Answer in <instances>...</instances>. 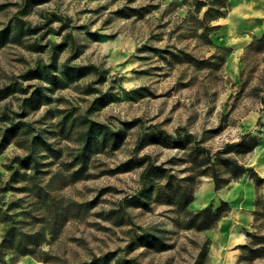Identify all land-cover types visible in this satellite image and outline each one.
Wrapping results in <instances>:
<instances>
[{"label":"rangeland","instance_id":"rangeland-1","mask_svg":"<svg viewBox=\"0 0 264 264\" xmlns=\"http://www.w3.org/2000/svg\"><path fill=\"white\" fill-rule=\"evenodd\" d=\"M226 4L0 0V243L13 224L34 250L3 247L6 264H92L106 254V264H228L214 233L231 212L219 190L244 174L257 188L254 220L233 261L264 264V181L234 177L216 158L237 143L222 157L264 178V43H220L222 16L205 11ZM89 64L97 71L67 69ZM91 122L97 145L80 157ZM161 131L170 136L157 139ZM16 155L30 164L9 168ZM147 162L160 169L142 180ZM212 163L229 179L218 190L202 172ZM176 186L188 204L176 202ZM220 205L214 226L190 225L192 213Z\"/></svg>","mask_w":264,"mask_h":264},{"label":"crops","instance_id":"crops-1","mask_svg":"<svg viewBox=\"0 0 264 264\" xmlns=\"http://www.w3.org/2000/svg\"><path fill=\"white\" fill-rule=\"evenodd\" d=\"M224 16L217 20L220 43L244 49L256 37L264 33V0H228ZM210 188L212 189L211 183ZM254 182L247 174L231 188L219 190L220 197L228 200L231 212L224 216L214 233L219 243L220 255L228 264H234L238 251L233 245L241 242L243 226H250L254 220L253 208L256 201ZM214 191V189H212ZM0 264H4L0 261Z\"/></svg>","mask_w":264,"mask_h":264},{"label":"trees","instance_id":"trees-1","mask_svg":"<svg viewBox=\"0 0 264 264\" xmlns=\"http://www.w3.org/2000/svg\"><path fill=\"white\" fill-rule=\"evenodd\" d=\"M221 1H228V0H212L213 3H218ZM202 2H198V4H200ZM224 8L227 11L228 8V4L223 5ZM215 12L212 14V16L217 17V16H223L226 13V11H222L219 8H214L213 6H210L205 12V14H210L212 12ZM255 41L257 43H264V33H262V35L260 37H256ZM68 72L71 73L72 75H81L80 71L81 69H90V70H94L97 71V66H95L94 64H89L86 66H71V67H67ZM74 73V74H73ZM94 122H91L87 128L85 129V131L83 132V137L85 139V145L84 148H82L81 152H80V157L83 155V153H85V151H88L89 149H92V145H97L94 142L96 141V135L94 134L96 132V127H95ZM98 127H100V125H98ZM8 129L11 131L12 135L16 134V130L18 129V125L16 126V124L13 122L10 124V126L8 127ZM106 134V131H104L103 135ZM164 135L170 136V134H167L166 131H161V133L156 136L158 137L157 139H160L161 141L164 140L166 137ZM106 139V138H105ZM108 140V139H107ZM237 143H233V144H227L225 147H223L221 150H218L216 152V158H222L223 162L225 163L226 166H228L231 170V173L233 174L234 177H238L241 176L242 174H244L247 171H252L254 179L256 181V183H259L260 181H264V178L259 176L257 174V172H255V170H253L251 167L245 166L244 164H241L237 161V159L233 158V157H222V153H225L228 150V147H234L236 146ZM2 147V146H0ZM1 149V148H0ZM202 149V147H201ZM29 157L28 155L25 156H20V155H16L12 160V164H9L8 167L12 168L13 167V163L14 162H19V164L23 165V166H28L30 163L29 161ZM207 160L210 161L211 157L207 156ZM144 163V158H139L136 159V161L134 162V164H143ZM132 160H128L124 163H122V165L119 167L122 171H127L129 169H131L132 166ZM160 169L159 166H154V164L152 162H147L141 172V178L142 180H145L147 178H149L152 174L156 173L158 170ZM203 173H209L214 181L215 184V189L218 190L221 187H223L226 183L229 182V179H223L218 175L217 169L214 166V164L212 163L209 168L207 169H203L202 170ZM13 174V171H12ZM7 189L6 185H3L0 183V192L1 191H5ZM172 195H174L176 202L180 203L181 205H185L188 204V202H190L192 200V195L190 193L187 192V190H184L183 188H181L180 186H176L172 188ZM1 198V197H0ZM224 204L226 205V202H224ZM2 209L0 206V213H2ZM226 212V210L223 209L222 205L216 207L215 209H212L211 207H204L202 209H200L199 211L192 213L191 218H190V225H195L199 228H209L215 225L216 222H218V220L224 215V213ZM6 214L3 213V216H0L1 220H6ZM9 215V214H7ZM10 217V215L8 216ZM199 219V220H198ZM4 236L3 239L0 243V261L3 262L4 264H6V260H5V254H4V249H2L3 247L6 248H16L21 254H28L30 253H34V250L32 248L29 247L28 242L23 240V232H21L16 226L12 225H7L6 229H5ZM108 254L103 255L101 257L95 258L94 259V264L95 263H101V264H106V262L108 261ZM92 263V264H93Z\"/></svg>","mask_w":264,"mask_h":264}]
</instances>
